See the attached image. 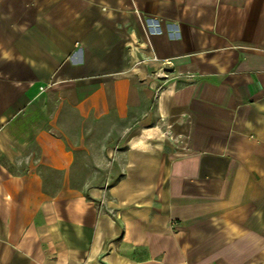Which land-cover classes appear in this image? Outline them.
Listing matches in <instances>:
<instances>
[{
	"label": "crops",
	"instance_id": "1",
	"mask_svg": "<svg viewBox=\"0 0 264 264\" xmlns=\"http://www.w3.org/2000/svg\"><path fill=\"white\" fill-rule=\"evenodd\" d=\"M0 264H264V0H0Z\"/></svg>",
	"mask_w": 264,
	"mask_h": 264
},
{
	"label": "built area",
	"instance_id": "2",
	"mask_svg": "<svg viewBox=\"0 0 264 264\" xmlns=\"http://www.w3.org/2000/svg\"><path fill=\"white\" fill-rule=\"evenodd\" d=\"M148 22H153V21H149V20H147V23H148ZM42 89H43V88L41 87L40 90H42ZM179 143H181V141H179Z\"/></svg>",
	"mask_w": 264,
	"mask_h": 264
}]
</instances>
